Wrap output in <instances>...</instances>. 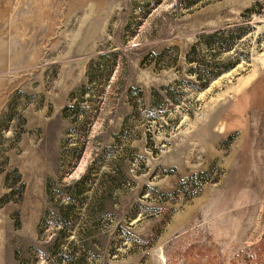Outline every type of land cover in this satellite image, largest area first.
<instances>
[{
    "label": "rangeland",
    "instance_id": "1",
    "mask_svg": "<svg viewBox=\"0 0 264 264\" xmlns=\"http://www.w3.org/2000/svg\"><path fill=\"white\" fill-rule=\"evenodd\" d=\"M0 264H264V0H0Z\"/></svg>",
    "mask_w": 264,
    "mask_h": 264
},
{
    "label": "trees",
    "instance_id": "2",
    "mask_svg": "<svg viewBox=\"0 0 264 264\" xmlns=\"http://www.w3.org/2000/svg\"><path fill=\"white\" fill-rule=\"evenodd\" d=\"M224 30H216L211 35H208L206 37L205 45L208 46L211 49H219L220 51H230L234 48L235 46V40L244 34V31L241 33L239 32L237 36H224ZM192 50H194V47H192ZM191 52V51H190ZM189 52V53H190ZM191 54V53H190ZM189 62L192 63H198L199 61H195L194 59H189ZM238 63V60L235 61H230L229 63H212L209 65V69L205 71L202 75H197L198 80H201V84L197 87V89H203L207 87L209 82L222 73L231 70L236 64ZM200 66V65H199ZM197 71V69H196ZM203 76V77H202ZM90 82H92L91 79H89ZM84 112V111H83ZM77 116V115H76ZM90 121V116L85 115L84 120L82 122H89ZM85 176L82 177L79 181H77L75 184L71 186H67L66 189L72 188V187H80L84 185L85 183ZM49 185H46V192L49 191ZM66 196V199L64 200V203L58 208V211L55 215L56 218V225L60 227V231L64 234L70 232L71 228V223H70V214L71 212L81 206V203L83 201V197H80V192H70L66 191L64 194Z\"/></svg>",
    "mask_w": 264,
    "mask_h": 264
}]
</instances>
